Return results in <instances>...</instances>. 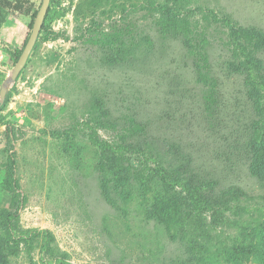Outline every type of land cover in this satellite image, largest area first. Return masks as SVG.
Segmentation results:
<instances>
[{
    "label": "rangeland",
    "instance_id": "374dc122",
    "mask_svg": "<svg viewBox=\"0 0 264 264\" xmlns=\"http://www.w3.org/2000/svg\"><path fill=\"white\" fill-rule=\"evenodd\" d=\"M41 1L0 0V87ZM156 4L208 24L217 79L211 112L182 29L163 31ZM48 7L44 26L68 39L38 35L0 108V218L10 203L13 152L25 199L19 228L48 236L8 256V264H264V174L251 172L246 147L255 112L217 20L264 32V0H51ZM89 24L94 32L126 24L129 31L124 43L100 47L84 31ZM259 57L264 64V48ZM90 136H124L166 166L188 163L191 154L222 187L242 192L240 208L218 226L183 224L171 191L125 177Z\"/></svg>",
    "mask_w": 264,
    "mask_h": 264
},
{
    "label": "trees",
    "instance_id": "16d2710c",
    "mask_svg": "<svg viewBox=\"0 0 264 264\" xmlns=\"http://www.w3.org/2000/svg\"><path fill=\"white\" fill-rule=\"evenodd\" d=\"M153 10L157 13L158 23L163 27V31L174 29V27L182 29L181 44L186 46L191 56L196 81L205 88L202 100L206 103V109L211 112L216 99L213 89L217 79L212 74L209 62L210 55L207 46L210 44L211 32L208 31V24L191 22L186 12L166 4H156ZM49 11L48 7L47 13ZM217 20H221L222 25L226 27V36L223 39L229 53L230 63L241 74L245 93L255 112L246 147L250 154L251 172L261 175L264 174V126L262 125L264 118V64L259 57V51L264 48V32L254 27H242L236 22L232 23L221 18ZM92 27L93 25L89 24L84 28V31L88 33V38H95L93 43L100 47L124 43L125 35L129 31L127 24L119 28L96 32L92 30ZM40 33H44L46 39H68L64 32L46 28L44 23ZM9 130L6 131L7 136ZM14 135L12 133L11 137H15ZM10 140L9 135L8 141ZM90 141L98 147L102 158L119 163L125 177L133 176L140 183L147 180L153 181L164 190L171 191L172 197L176 199L175 202L179 204L183 224H190L195 229L204 228L208 222L213 226H218L228 220L229 214L226 215L228 211L234 214L240 208L237 203L240 200V195L236 194L240 190L235 186L222 187L217 178L193 164L191 154H188V163L166 166L153 152L142 147L138 142L136 144L127 143L124 136H119L111 142L90 136ZM173 145L180 148L179 144ZM133 162L136 164L133 165ZM6 166L11 184V196H9V207L0 218V229L2 230L0 234V264H8V256L16 255L23 247L31 245L35 238L48 236L45 230L38 232L35 229L23 230L19 228L18 211L25 199L20 192L19 181L15 175L13 152L8 155ZM109 167L113 169V164ZM101 168H104V163L101 164ZM230 193L236 194L235 200L229 198ZM241 209L243 208L241 207ZM46 244L45 248L48 251L49 246Z\"/></svg>",
    "mask_w": 264,
    "mask_h": 264
},
{
    "label": "water",
    "instance_id": "95a60500",
    "mask_svg": "<svg viewBox=\"0 0 264 264\" xmlns=\"http://www.w3.org/2000/svg\"><path fill=\"white\" fill-rule=\"evenodd\" d=\"M49 3H50V0H42L41 1L40 7L37 11L35 18H34L28 39H27L19 57L17 58L15 64L13 65L9 76L3 81V84L0 87V105L4 101L8 86L10 85V83H12L16 79L20 70L23 68L24 64L26 63L32 48L34 47V44H35L37 37L40 33L42 23H43L45 14L47 12Z\"/></svg>",
    "mask_w": 264,
    "mask_h": 264
}]
</instances>
